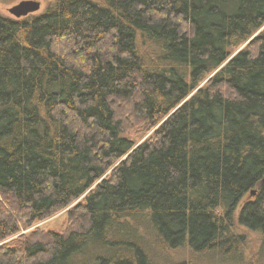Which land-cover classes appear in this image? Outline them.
I'll list each match as a JSON object with an SVG mask.
<instances>
[{
    "label": "trees",
    "instance_id": "trees-1",
    "mask_svg": "<svg viewBox=\"0 0 264 264\" xmlns=\"http://www.w3.org/2000/svg\"><path fill=\"white\" fill-rule=\"evenodd\" d=\"M47 1L0 13V264L264 241V0Z\"/></svg>",
    "mask_w": 264,
    "mask_h": 264
},
{
    "label": "rangeland",
    "instance_id": "rangeland-1",
    "mask_svg": "<svg viewBox=\"0 0 264 264\" xmlns=\"http://www.w3.org/2000/svg\"><path fill=\"white\" fill-rule=\"evenodd\" d=\"M19 1L20 0H0V13L5 16L15 18V16L10 13L9 8ZM41 2V8L36 13L42 12L48 1L41 0ZM259 32H264V25L256 32V34ZM245 44H243L240 48H242ZM233 51L235 52L236 49H233ZM130 131L135 134L138 142L143 141L152 133L151 130L142 135L136 134L134 133L136 131L134 128ZM248 196L251 197L252 195L249 194ZM80 199L41 221H35L33 223L22 221L20 225V232L5 241L18 237L21 234H30L31 232L41 233L46 230L65 229L68 225V210L73 208V206ZM235 232L242 234L240 237L243 242V246H240L239 248V253L237 252L238 257L236 259H231L230 257L225 261L222 259L219 260V255L221 256V254L218 251L202 254L193 253L187 245H182L177 248H169L166 246L161 247L160 249H157L156 256H152V260L156 261L157 264H264V241L262 238L256 233L247 230L243 226L235 228Z\"/></svg>",
    "mask_w": 264,
    "mask_h": 264
},
{
    "label": "water",
    "instance_id": "water-1",
    "mask_svg": "<svg viewBox=\"0 0 264 264\" xmlns=\"http://www.w3.org/2000/svg\"><path fill=\"white\" fill-rule=\"evenodd\" d=\"M41 0H20L9 8V11L16 18L27 16L31 13L37 12L41 8ZM252 194L256 193V190H251Z\"/></svg>",
    "mask_w": 264,
    "mask_h": 264
}]
</instances>
